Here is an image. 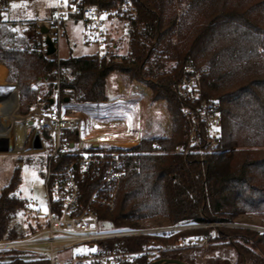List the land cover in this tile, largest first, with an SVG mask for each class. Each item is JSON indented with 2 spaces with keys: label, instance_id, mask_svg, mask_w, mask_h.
Returning <instances> with one entry per match:
<instances>
[{
  "label": "trees",
  "instance_id": "16d2710c",
  "mask_svg": "<svg viewBox=\"0 0 264 264\" xmlns=\"http://www.w3.org/2000/svg\"><path fill=\"white\" fill-rule=\"evenodd\" d=\"M87 1L101 7L123 2L133 5L129 53L108 59L88 54L47 57L39 51V39H27L1 24V12L10 0H0V63L8 68L6 81L19 87L22 114L38 100L48 105L56 81L60 96L78 107L100 103L107 99L106 77L116 71L129 81L137 79L149 86L152 100L166 102L171 135L144 138L123 151L119 193L112 210L98 208L99 221L120 230L144 227L157 217L167 224H194L224 222L242 214L264 215V0ZM195 75L201 100L215 104L222 113L213 147L204 134L199 148L186 142L181 108L192 103L178 93V86ZM37 83L45 85L38 88ZM67 138L75 141L76 131H69ZM154 141L166 153H155ZM176 147L182 150L174 152ZM71 158L61 154L59 164ZM20 182V169L15 167L0 189V240L21 237L26 231L22 233L15 224L23 203L14 192ZM96 184L97 180H87L83 193L87 195ZM240 233L218 229L220 237L236 235L244 241ZM168 238L120 236L98 244L137 251L153 240L167 244ZM235 246L245 259H259L242 244L235 242ZM21 258L12 253L0 264L29 262ZM148 263L143 256L136 264Z\"/></svg>",
  "mask_w": 264,
  "mask_h": 264
},
{
  "label": "built area",
  "instance_id": "2783aa9c",
  "mask_svg": "<svg viewBox=\"0 0 264 264\" xmlns=\"http://www.w3.org/2000/svg\"><path fill=\"white\" fill-rule=\"evenodd\" d=\"M52 2L49 17L37 20L38 31L44 26L45 37H49L56 48L55 53L51 55L58 54L57 43L64 35L63 27L67 24L78 26L82 44L94 47L93 54L98 59L101 57L108 59L113 55L118 48L119 39H130L131 20L135 14L134 7L129 2L114 7H101L99 3L87 0ZM45 47L43 41L42 49L46 55ZM56 83L58 84V81ZM7 85L10 90L4 95L15 94L18 112L19 87L16 83ZM116 92L117 98L122 102L137 105L139 113L133 124L125 118L110 120V127L118 126L120 129L111 133L114 137L111 139L112 145L106 148L101 147L97 141L80 138L82 112L75 102L69 99L68 102L64 101L65 98L60 96L58 87L49 96L48 101L51 99L52 104L45 105L41 101H36L26 114H20L17 122L22 125L24 133L18 139L17 146L30 148V151H27L29 154L46 152L43 130L47 132L48 139L53 145L47 153L41 172L45 211L41 209L36 199L32 197L23 199L20 211L30 222L25 225L26 231L23 236L0 240V251L43 257L47 264H136L138 259L145 255L148 258L152 257L150 254L153 250L149 246L137 251H118L102 248L98 242L120 236L166 237L189 227L186 224H171L118 230L99 221L98 208L112 210L119 193L124 177V160L120 157L123 151L134 147L144 138H166L173 129L170 118L168 116L162 118L155 110L153 103L156 100H152L151 89L144 82L118 78ZM178 93L192 103V106L181 108L185 117L182 126L188 145L199 148L202 144V134L206 136L207 143H213L222 120V113L215 104L201 100L198 75L184 78L178 86ZM123 94L129 97L123 98ZM146 109H149V112H145ZM1 128L0 124V132L3 130ZM69 131H76L75 141L67 138ZM35 135L39 136L40 142V147L37 148L33 146ZM4 142L9 143L10 138L0 139V144ZM152 148L155 153H166L157 141H154ZM181 150L180 147H176L173 151ZM61 154L70 155L72 158L68 163L59 164L58 158ZM87 180H97V184L85 195L82 185ZM225 225L226 223L221 221L217 223L204 221L194 223L190 227ZM178 239L177 247L180 248L196 244L195 239L190 236ZM204 242L206 238L201 240V243ZM72 247L83 248L71 252ZM66 251L70 252L61 254Z\"/></svg>",
  "mask_w": 264,
  "mask_h": 264
},
{
  "label": "rangeland",
  "instance_id": "374dc122",
  "mask_svg": "<svg viewBox=\"0 0 264 264\" xmlns=\"http://www.w3.org/2000/svg\"><path fill=\"white\" fill-rule=\"evenodd\" d=\"M13 4H15L16 7H12ZM50 5L51 0H10L7 10L1 12V24L9 28L12 32L16 33L17 35H22L27 39H39V51L44 53L42 49V42L44 41L45 34H42L38 31L37 20H42L49 17V12L46 13V11L50 8ZM35 13L40 18H36L34 15ZM17 21H20V23H17ZM63 31L65 33L58 40V54H55V57L66 58L68 55H70V53L71 55H94V47L82 44L79 35L80 31L77 25L67 24L63 27ZM174 38L175 37H173V40H175ZM129 42L130 39H119L118 48L113 54L122 56L129 53ZM6 71L8 73L7 67ZM7 73L5 76L3 75V77L0 78V95L2 96L8 93L10 90L9 86L7 85L10 82L6 81ZM118 78L129 81L128 79H126V76L120 72L116 71L110 73L106 77L105 83V92L107 94V99L104 101H100V103L97 104L79 105V109L82 112L83 116V122L81 127L82 129L80 131L81 139H90L92 141L99 142V145H101V147H109L110 145H112L111 139H113L114 137L111 135L108 136V133L117 131L120 129V127H109L106 125V123L109 120L117 119L118 117L128 118L130 116L129 114L131 112V104L122 102L121 99L117 98L118 95L116 92V85ZM55 84L57 87L56 82ZM36 85L39 88L40 85L45 84L37 83ZM128 97V95L123 94V98ZM38 101L43 102V100ZM33 104L29 106L28 111L30 110ZM153 104L155 106V110H157V112L161 115L162 118L168 116L171 121V114L166 108V102H164L163 100H156ZM15 114H17L18 116L19 114L24 115L22 113H19V111L15 112ZM21 127L22 125L19 124L18 130L21 132L19 133L18 139L24 133V130H22ZM9 128L3 129L1 131L2 133L0 134V136L4 135L5 133H7L9 136ZM43 143L44 146H46L47 151L42 153L38 152L37 154H29L27 153V151H30V148L26 149L19 146L17 151H14L12 153H4V151L0 152V189L6 186L13 169L15 167H18L20 169L21 182L14 191L15 195H18L21 199H26L28 197L36 199L41 209L45 211L43 206L44 194L41 172L44 168V161L47 158V153L53 148L52 142L48 139V135L45 130H43ZM214 145L215 142H213L211 146L213 147ZM123 146L130 147V145ZM25 147H27V145H25ZM10 149L11 147H9V150ZM18 160H20L19 163H17ZM28 222H30L29 219L25 217L21 212L17 215L15 219L16 227L22 233L25 231V225ZM224 222L226 223L225 226L217 227H190V225L193 224L185 223L186 225H189V227L185 228L184 231L172 233L169 234V236H166L170 238L169 243L165 244L153 240L151 244L148 245L149 248L153 250V252L150 254L152 257L148 258V256L145 255L149 260L148 264H152L153 262H157L161 259L169 258H179L180 260L188 264H264V215L254 213H250L249 215L242 214ZM145 224L146 225L144 227L171 225L169 223L167 224L165 222H162L159 217L153 218L152 220L147 221ZM219 228L241 230L243 233H240L239 236H241L244 241L239 240L240 237L236 235L232 236L230 234L220 237V235H218ZM201 229L207 230L208 233L200 235L198 231H201ZM250 232L257 233V235L255 237L247 235V233ZM178 233H184V235L176 236V234ZM188 236L195 239L196 244L192 246H185L183 248L177 247L179 244L178 238L185 239V237ZM258 237L260 238L259 241ZM204 238H206V242L201 243V240ZM235 242L242 244L246 247V249L250 250L252 253H255V255H257L259 259H245L244 256L238 254ZM80 248L83 247H72L70 251L75 252ZM70 251H66L61 254H68ZM7 255H12V253L8 251H0V260L5 262L8 261ZM21 256L22 260L29 261L24 264H47V260L43 257H32L28 256L27 254ZM155 264L166 263L159 261Z\"/></svg>",
  "mask_w": 264,
  "mask_h": 264
},
{
  "label": "bare ground",
  "instance_id": "6f19581e",
  "mask_svg": "<svg viewBox=\"0 0 264 264\" xmlns=\"http://www.w3.org/2000/svg\"><path fill=\"white\" fill-rule=\"evenodd\" d=\"M5 72L6 67L0 65V78L3 77ZM1 109L3 110L2 112ZM15 112H17V98H15V94L9 93L7 95H4L3 97H0V124L2 125L1 130L9 128L10 126L9 147H11V149L9 150L8 142H4L3 144H0V152L4 151V153H12L14 151H17L18 149V146L16 144L18 141L19 133L21 131L18 130L19 123L17 122V120L20 119V114L18 116L17 114H15ZM1 133L2 132H0V134ZM7 136V133H5L4 135L0 136V139H7Z\"/></svg>",
  "mask_w": 264,
  "mask_h": 264
},
{
  "label": "water",
  "instance_id": "95a60500",
  "mask_svg": "<svg viewBox=\"0 0 264 264\" xmlns=\"http://www.w3.org/2000/svg\"><path fill=\"white\" fill-rule=\"evenodd\" d=\"M39 32L42 34H46V29L44 26H41L39 29ZM44 44H45V49H46V55H51L53 53H55L56 48L53 46V43L51 41V39H49V37H45L44 39ZM65 102H68V98L64 99ZM49 103L52 104V100H49ZM29 123L31 124V121H29ZM40 142H39V136L35 135L34 137V141H33V146L34 148L40 147ZM160 262H164L166 264H170V263H174V264H188L183 262L182 260H180L179 258H169V259H161L159 260ZM157 261V262H159ZM157 262H153L152 264H155Z\"/></svg>",
  "mask_w": 264,
  "mask_h": 264
},
{
  "label": "crops",
  "instance_id": "0c3cea01",
  "mask_svg": "<svg viewBox=\"0 0 264 264\" xmlns=\"http://www.w3.org/2000/svg\"><path fill=\"white\" fill-rule=\"evenodd\" d=\"M52 3H53V2H52V0H51V5H50L49 7L52 6ZM49 10H50V8L47 9L46 13H48ZM48 14H49V13H48ZM34 15H35L36 18H40L39 16H37L36 13H35ZM34 15H33V16H34ZM70 54H71V53H70ZM73 56H83V55H73ZM0 65H1V64H0ZM3 66H4V65H3ZM6 73H7V71L5 72L4 76L6 75ZM106 95H107V94H106ZM130 107H131V109H130L131 112H130V114H129L130 116H129L128 118H125V119H126L127 121H129L131 124H133V123L135 122V119H136V117H137L139 111H138L137 105H135V104L131 105ZM127 111H128V110H127ZM142 112H144V111H142ZM145 112H149V109H146ZM145 112H144V113H145ZM142 114H143V113H142ZM106 125L110 127V120L106 123ZM111 133H112V132L108 133V136L111 135Z\"/></svg>",
  "mask_w": 264,
  "mask_h": 264
},
{
  "label": "snow or ice",
  "instance_id": "6c2138e0",
  "mask_svg": "<svg viewBox=\"0 0 264 264\" xmlns=\"http://www.w3.org/2000/svg\"><path fill=\"white\" fill-rule=\"evenodd\" d=\"M12 7H16V5H15V4H13V5H12Z\"/></svg>",
  "mask_w": 264,
  "mask_h": 264
}]
</instances>
